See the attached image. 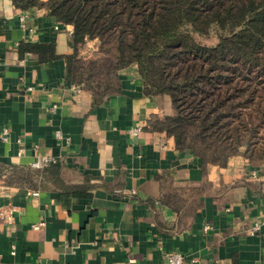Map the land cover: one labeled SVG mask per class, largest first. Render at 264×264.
Here are the masks:
<instances>
[{"label": "crops", "instance_id": "0c3cea01", "mask_svg": "<svg viewBox=\"0 0 264 264\" xmlns=\"http://www.w3.org/2000/svg\"><path fill=\"white\" fill-rule=\"evenodd\" d=\"M71 31L43 8L0 0V210L12 211V222L0 217V264H163L170 252L184 264H264V225L249 232L264 216V161L203 168L177 150L149 124L173 113L169 101L144 94L135 63L94 104L66 75ZM21 42L52 44L58 57L40 60ZM42 156L61 184L33 172L37 188L5 181Z\"/></svg>", "mask_w": 264, "mask_h": 264}, {"label": "trees", "instance_id": "16d2710c", "mask_svg": "<svg viewBox=\"0 0 264 264\" xmlns=\"http://www.w3.org/2000/svg\"><path fill=\"white\" fill-rule=\"evenodd\" d=\"M11 3L22 11L43 8L72 27L66 75L94 104L119 92V70L135 63L144 94L169 101L173 113L154 115L149 124L172 137L177 150H190L203 168L224 167L233 155L264 161V0ZM88 40H95L94 54L81 57ZM18 50L40 60L58 57L52 44L21 42ZM31 172L62 182L51 162L7 183L37 188Z\"/></svg>", "mask_w": 264, "mask_h": 264}, {"label": "built area", "instance_id": "2783aa9c", "mask_svg": "<svg viewBox=\"0 0 264 264\" xmlns=\"http://www.w3.org/2000/svg\"><path fill=\"white\" fill-rule=\"evenodd\" d=\"M74 89L77 91L80 90V88L78 86H74ZM139 130H140V128L136 127V128H132L130 130V132H131V134L135 135ZM7 134H8V131L6 128H4L2 130V135H1L2 140L7 139ZM55 136L57 138L62 137L60 131H56ZM51 162L56 163V160L54 158H51L48 156H42V157H39L38 159H36L35 161H33L30 166L33 169H40V168H43L44 166H46L47 164H49ZM30 194L37 195L38 192L33 190V191H30ZM0 217L3 218L8 223L12 222V211H11V209H1L0 210ZM43 225H44L43 222H38V223L32 224V228L37 229V228L42 227ZM262 225H264V216L261 217L257 222H255L253 224V226L249 229L250 234L257 232ZM205 228H209V227L206 226ZM13 253H14V245L11 246V254H13ZM185 260H186V258L183 254H181L179 252H170V253H167L165 255L163 264H184Z\"/></svg>", "mask_w": 264, "mask_h": 264}, {"label": "rangeland", "instance_id": "374dc122", "mask_svg": "<svg viewBox=\"0 0 264 264\" xmlns=\"http://www.w3.org/2000/svg\"><path fill=\"white\" fill-rule=\"evenodd\" d=\"M95 40H88L86 41L83 45L80 46L79 48V55H81V57H89L92 56L94 54V47H95ZM245 147V146H242ZM241 148V147H240ZM27 173V170H18V172H13V173H9L8 175H6V177L4 178L5 181L7 182V180L9 179V177L12 174H25Z\"/></svg>", "mask_w": 264, "mask_h": 264}, {"label": "water", "instance_id": "95a60500", "mask_svg": "<svg viewBox=\"0 0 264 264\" xmlns=\"http://www.w3.org/2000/svg\"><path fill=\"white\" fill-rule=\"evenodd\" d=\"M244 150H245V147H241V148H240V151H241V152H244Z\"/></svg>", "mask_w": 264, "mask_h": 264}]
</instances>
